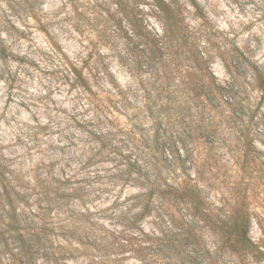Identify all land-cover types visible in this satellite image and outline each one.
<instances>
[{
	"label": "clouds",
	"instance_id": "9594fccd",
	"mask_svg": "<svg viewBox=\"0 0 264 264\" xmlns=\"http://www.w3.org/2000/svg\"><path fill=\"white\" fill-rule=\"evenodd\" d=\"M0 264H264V0H0Z\"/></svg>",
	"mask_w": 264,
	"mask_h": 264
}]
</instances>
